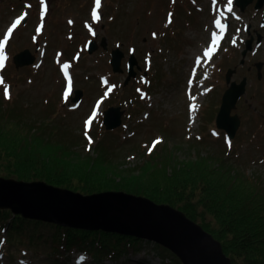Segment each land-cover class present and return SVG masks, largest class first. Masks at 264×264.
<instances>
[{
    "label": "rangeland",
    "instance_id": "1",
    "mask_svg": "<svg viewBox=\"0 0 264 264\" xmlns=\"http://www.w3.org/2000/svg\"><path fill=\"white\" fill-rule=\"evenodd\" d=\"M0 1V44H2V41L5 43V40L8 42L7 46L2 44L3 49L0 51V56L8 60L16 52L21 50L22 47L30 46V39L39 38V40L35 42L41 44L37 65L28 68V70H20L18 72L11 71L14 73L15 77L18 78V86L13 88L14 92L17 93L14 95V98L18 100L20 97L23 105L28 104L26 106L28 108V119H25L26 122L29 121L31 123L33 120L39 123L40 120L47 117L46 113L49 115L50 112L54 113L53 110L59 109L61 113L58 115L57 119L68 129L71 133V137H83L82 131L88 129L91 123H94L92 130L95 129V126L100 129V127H98V121L95 120L94 122V115L86 116V113H83V111H70L73 105H64L61 102L58 106L55 105L54 108H50L45 104V102L49 103L50 101H56L58 96L66 94L64 90L65 80L62 76L63 71H61L64 66L61 65H63L65 61L72 64L73 60L65 55L61 57V62L60 55L63 54L65 50H68L70 46L73 47L72 49L74 51L77 50V47L83 50L97 27L98 34L107 33L109 51L100 50L95 53V55L90 56V58L86 56L75 68V81L77 87L85 89L86 93H91L86 103H84V110L89 107L92 100L103 93L101 90L95 89V86H99V77L109 72L108 61L110 59V51L120 45V48L126 54V60L129 57V53L133 51L138 61L142 63V66H144L145 63V66L151 69V75L163 76L166 74V78L163 79L166 83L157 85L156 87L158 90L161 88L165 94H153L154 101L161 109L167 110L169 114H179L172 118L160 115L155 117L154 121H150L143 119V114L140 113L137 121H144L142 130L127 141L133 142V144L131 146L120 147L116 152H112L116 165L126 168L128 164H126L127 160H123L124 157L131 156L132 153L139 156L141 154L139 148L144 147L145 143L150 144L152 148L157 141H160L156 145L158 146V152L161 151L162 144L170 143L168 140H171L172 143L167 144L168 149L173 151L180 160L194 156V151L188 150L189 144L186 143L189 138V132L186 130V127L188 126L189 128L192 126L194 128V123L193 113L189 110L187 112V108H185L183 81L187 80V85L192 93L193 91L191 90L193 88L189 85V82L193 75H199L198 67L201 66V64L197 62L198 54H205L207 52L199 50L201 44L207 40L208 34L205 31V25H209L211 20L208 14L203 13L204 18L202 19L201 26L199 14H190L185 26L193 31L188 29L182 35L176 32L173 37L169 39V35L172 36L173 34L170 29V27H172L170 15L172 16L177 11L182 12L184 9L182 4L185 5L187 0H181V4L175 3V0H103V2L100 1L99 3H97L96 0ZM56 2L61 3L64 8L56 7ZM38 3H40L41 6H38ZM188 3L190 6L192 5L190 1H188ZM203 4H208V2L200 0L194 7L197 10L199 7H203ZM101 5H103L102 10ZM228 5L229 1L227 0L222 8L226 9ZM45 7L47 11H45ZM37 10H39V12H36ZM50 11L51 14L47 17ZM231 11H234L239 18L233 17L231 19V25L233 26L232 38L237 37L238 47L242 45L245 37H247L246 25L247 27L249 26L248 29L253 36H255L256 32L264 36V26H262V23H264V8L260 11H256L251 7L242 13L239 9L233 7ZM14 18H17L18 23L21 25L23 24L25 28H20L21 25L13 28L12 22ZM25 19L26 23L24 24ZM36 22L40 29L38 34L32 35L33 27ZM162 36L165 37V41L161 40ZM125 39L134 43V48H129L130 46L124 45ZM205 44L207 47V42H205ZM262 53L263 51L258 56H253V53H250L246 58V65L239 71L241 78H248L249 91L251 92H253L255 88L257 90H263L264 88L261 83L259 85L257 80L254 81L258 76L256 63L264 62V58L261 56ZM234 56L235 50H231L229 54L223 58L225 61L222 67L229 68L233 66L232 59ZM163 59L167 70L170 69V63L171 66L174 67L171 71H164L158 66V63ZM5 63L6 61H3L2 66H0V76H2L1 70ZM155 69H158L157 73ZM242 72L244 74H242ZM262 75H264V71ZM219 76V73L216 72L214 83L218 82ZM137 77H139V75ZM118 79L123 81L121 77L115 78L114 81L116 82ZM3 82V78L0 77V84H3ZM194 84L195 80L193 81V85ZM73 87L75 88L74 84ZM3 88L6 89V85H4ZM54 89H57V91H54ZM198 99L199 96L196 100ZM111 102H107L106 105ZM254 102V97L246 99L242 107L248 111L249 106ZM141 105L144 106L143 103H141ZM242 107L239 108L238 114L242 118L245 117L248 123L243 124L245 128L240 129L239 133L235 135V138H242L245 141L252 137H255V139H253L249 145L244 146L241 153L243 156L238 157L240 163L235 165L243 171V169H245L243 163L247 162L249 158L254 160L249 168V173H251L250 176L254 174L259 175L264 181V132H262V128L264 127V125H262L264 115L262 117L259 115H252L248 118V114H243ZM210 117L212 118V116L205 111L200 114V122L197 121L193 130L194 136L199 134L200 129L202 130L204 126L206 127L205 132L207 129H211L212 124ZM165 119L170 120L171 124L165 125L157 123ZM251 120L255 121L249 122ZM166 134H170V136H166ZM94 135H96L95 131ZM151 140L152 142H150ZM110 141H113V137L111 136ZM174 147H177L178 150L173 149ZM75 149V151L81 154H83L82 150L85 153H92V150L87 152L84 148L79 146H75ZM161 158L162 156L157 157L156 164L160 165ZM138 161L137 157L136 161L132 163L134 164ZM164 161H167V159L164 158ZM47 231L48 229H43L44 233ZM144 242L146 244L143 245V249H145V252L151 254L149 258L151 263L162 264L157 256V250L153 249L155 248L154 243ZM9 245L10 244L5 247L7 256L6 258L3 257V261H6V264H12L10 261L13 259L23 257L22 251L25 250L22 247H13L12 245L10 248ZM26 251L33 252L36 264H40V262L45 259L46 255L49 254V252L40 253L37 250ZM68 259L67 255L62 253L60 261L67 263ZM132 259V255L126 256L118 260V264H131Z\"/></svg>",
    "mask_w": 264,
    "mask_h": 264
},
{
    "label": "trees",
    "instance_id": "2",
    "mask_svg": "<svg viewBox=\"0 0 264 264\" xmlns=\"http://www.w3.org/2000/svg\"><path fill=\"white\" fill-rule=\"evenodd\" d=\"M21 110L25 111L0 99V176L24 182L44 181L85 195L125 191L147 197L158 204L171 205L200 224L222 243L232 264H264L261 177L234 170L222 159L208 162L201 154L184 161L169 160L167 163L175 166L170 174L166 166L154 169L149 163L140 168H123L116 165L103 141L93 148L96 157L81 154L75 151L81 138L71 137L66 129L51 124L53 120L49 118L42 123L26 122ZM101 145L104 150L99 149ZM8 214L0 211V234ZM18 221L21 224L8 226L10 242L16 238L27 241L33 236L31 229L43 235L40 223L20 218ZM44 243L48 244V240L44 239ZM116 249L113 245L97 259L118 258L122 252Z\"/></svg>",
    "mask_w": 264,
    "mask_h": 264
},
{
    "label": "water",
    "instance_id": "3",
    "mask_svg": "<svg viewBox=\"0 0 264 264\" xmlns=\"http://www.w3.org/2000/svg\"><path fill=\"white\" fill-rule=\"evenodd\" d=\"M252 2L237 0V5L244 9ZM263 2L258 1V8L262 7ZM96 48L94 44L90 52ZM123 57L119 50L112 53L111 65L115 72L120 71ZM15 60L18 66H27L34 62V57L25 51ZM135 64L132 61V67ZM226 101L219 122L226 120L230 112L229 100ZM107 126L111 129L115 124L107 121ZM10 185L16 187V194L10 196L0 192V207L22 214L24 218L136 236L173 250L184 264H232L222 244L213 235L168 205H158L145 197L123 192L84 196L40 181L26 183L0 178V190L10 188Z\"/></svg>",
    "mask_w": 264,
    "mask_h": 264
},
{
    "label": "snow or ice",
    "instance_id": "4",
    "mask_svg": "<svg viewBox=\"0 0 264 264\" xmlns=\"http://www.w3.org/2000/svg\"><path fill=\"white\" fill-rule=\"evenodd\" d=\"M97 3H99V0H97ZM45 11H47V8H46V7H45ZM228 11H229V12L231 11V0H229ZM94 17H95V13H94ZM17 23H18V21H17ZM15 26H16V25L13 24L12 27L14 28ZM220 27H221V28H225L226 25L221 24ZM2 49H3V45L0 44V51H2ZM206 55H207V53H206ZM2 64H3V57L0 56V66H2ZM159 142H160V141H157V143H159Z\"/></svg>",
    "mask_w": 264,
    "mask_h": 264
},
{
    "label": "bare ground",
    "instance_id": "5",
    "mask_svg": "<svg viewBox=\"0 0 264 264\" xmlns=\"http://www.w3.org/2000/svg\"><path fill=\"white\" fill-rule=\"evenodd\" d=\"M16 191H17V190H16V187L13 186V185H10V188H4L3 190H2V189L0 190V192H1L2 194H6V195H10V196H12V194H16V193H15ZM17 196L22 197V196L19 195V194H17ZM22 199H24V197H22Z\"/></svg>",
    "mask_w": 264,
    "mask_h": 264
},
{
    "label": "flooded vegetation",
    "instance_id": "6",
    "mask_svg": "<svg viewBox=\"0 0 264 264\" xmlns=\"http://www.w3.org/2000/svg\"><path fill=\"white\" fill-rule=\"evenodd\" d=\"M258 66L260 68H258ZM256 69H257L258 73H262L264 71V62H260L258 64L256 63Z\"/></svg>",
    "mask_w": 264,
    "mask_h": 264
}]
</instances>
